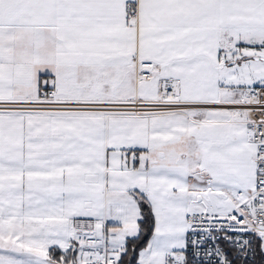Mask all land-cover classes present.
<instances>
[{"label": "snow or ice", "instance_id": "obj_1", "mask_svg": "<svg viewBox=\"0 0 264 264\" xmlns=\"http://www.w3.org/2000/svg\"><path fill=\"white\" fill-rule=\"evenodd\" d=\"M0 264H264V0H0Z\"/></svg>", "mask_w": 264, "mask_h": 264}]
</instances>
